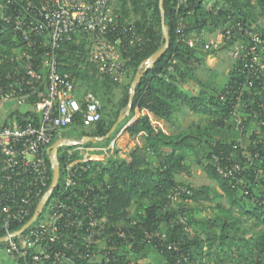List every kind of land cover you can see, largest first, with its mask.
Here are the masks:
<instances>
[{"label": "built area", "instance_id": "built-area-1", "mask_svg": "<svg viewBox=\"0 0 264 264\" xmlns=\"http://www.w3.org/2000/svg\"><path fill=\"white\" fill-rule=\"evenodd\" d=\"M184 1L179 0V6ZM117 9V0H0V20L20 40L13 42L9 56H0L8 65L0 74V109L10 112V120L0 127V239L6 240V254L19 264L151 263L133 261V254L123 251L128 238L123 225L106 234L108 220L101 211L105 184L83 186L79 180L93 163L125 157L119 139L87 147L63 136L71 127L95 126L103 105L91 93L80 96L74 75L61 72L60 46L89 35L88 62L106 78L122 82L131 61L128 46L142 38ZM221 33V41L205 40L202 50L219 52L230 44L235 75L219 99L225 104L224 125L239 137L230 150L213 153L211 164L248 196L247 183L264 185V35L256 24L246 25L233 16ZM187 42L195 49L199 40ZM23 115H29L25 122L18 120ZM146 115L156 131L169 134L163 120ZM57 140L71 149L63 152L54 187L52 146ZM57 160L60 167L59 153ZM192 195L189 188H173L172 207L191 205ZM178 222L191 232L186 217ZM144 240L177 256L175 264H214L205 258L192 260L182 241L170 239L166 232L147 234Z\"/></svg>", "mask_w": 264, "mask_h": 264}, {"label": "trees", "instance_id": "trees-1", "mask_svg": "<svg viewBox=\"0 0 264 264\" xmlns=\"http://www.w3.org/2000/svg\"><path fill=\"white\" fill-rule=\"evenodd\" d=\"M253 1L186 0L179 6V0H163L161 6L160 0H117L116 13L122 14L128 23L133 24L137 35L142 38V42L128 46L131 61L126 74L128 81L123 85L101 75L97 67L88 62L89 35L76 36L60 46V70L73 74L77 85L86 88L84 94L91 93L104 104H108L112 101L110 96L114 89L123 87V97L114 118L111 120L102 117L90 135L82 133L83 137H105L122 111L128 107L131 86L142 65L165 46L163 10L165 27L169 35L168 49L155 66L144 74L136 87L130 116L119 125L110 138L103 141V146H108L115 139L137 111L145 110L164 122L173 124L176 113L187 108L206 120L189 131L165 134L152 127L147 115L140 116L136 123L125 128V132L132 137L139 136L142 146L136 145L131 148L125 158H110L106 163L95 162L79 177L83 186L105 184L106 204L101 211L103 215L106 214L108 220L106 234L117 231L118 227L123 225L128 238L122 248L129 256L133 254L134 258L131 257L133 261L147 260L152 254L161 260L158 264H175L178 261L177 256L162 251L155 244L144 240L147 234L153 232H166L170 239L182 241L192 260L199 258L195 247L200 246L202 241L197 235L192 236L186 232L184 225L178 222L179 217L184 216L191 227V220L187 216L190 205H182L175 209L169 198L173 188L177 186L192 191V203L198 201L200 192L208 191V188H201L199 192L190 184L177 180L178 174L190 171V161L195 160L222 192L217 194V198L225 197L229 209L239 210L244 219L252 221L253 226L261 230L257 238L250 241L239 238L237 234H230L229 229L233 227L231 224L236 221L231 223L224 216L209 221V224L221 222L219 235L209 236L207 239L209 251L218 238L221 241V252L216 264L229 263L224 245L235 239L247 247L236 249L232 264H264V185L259 186L253 180L247 183L249 195L246 196L241 187H235L229 180L221 177L211 164L213 153L230 150L231 145L236 143L239 137L238 133L230 131L224 125L222 115L225 104L219 99L224 88L233 80L234 67L229 72L224 88L218 94L212 93L199 78L197 67L203 65L208 56L217 52L203 51L205 41L203 38L198 39L195 49L187 42L189 39H195L194 35L201 36L206 30L214 32L221 29L230 16H233L235 21H243L246 25L256 24L264 35V30L258 26L253 12V8L264 12V0ZM132 9L141 13L135 22L130 19ZM13 42L20 40L15 39L12 27L0 20V56L10 55L11 49L16 45ZM229 47L230 44L225 45L223 50ZM173 61L176 63L173 64ZM7 68V63L0 61V74ZM190 83L200 87L198 95L187 89ZM105 108L103 107L102 113ZM28 116H18V120L25 122ZM78 127L84 130V127ZM93 144L95 143L86 146L102 147ZM154 158L158 161L157 167L154 166ZM59 162L62 171L64 156L60 150ZM252 198H255L256 202H253ZM135 206L141 212L132 214L131 210ZM109 224L114 227L108 226ZM114 239L115 242L118 241L116 235Z\"/></svg>", "mask_w": 264, "mask_h": 264}, {"label": "rangeland", "instance_id": "rangeland-1", "mask_svg": "<svg viewBox=\"0 0 264 264\" xmlns=\"http://www.w3.org/2000/svg\"><path fill=\"white\" fill-rule=\"evenodd\" d=\"M252 2L254 1L252 0ZM253 12L255 14L258 26L262 30H264V12H262L261 9L258 8H253ZM140 14L141 13H139L135 9H132L130 12L131 21H137L140 18ZM213 33L216 34L218 40L222 38L221 29L214 31ZM203 34L206 33H202L201 36L194 35V38H205ZM215 55H217L219 62L217 63L216 61H208V56L205 60V63L197 67V73L199 75V78L207 86V89L214 94H218L226 85L228 81V73L234 67V62L231 58L230 48H225L224 50L215 53L214 56ZM215 62L216 65H214ZM127 81L128 78L126 76V78L122 82H120V84L123 85ZM194 87L196 88V92H200V87L197 84H194ZM78 91L79 95L82 96L84 95V92H86V88L81 87V85L78 84ZM110 97L112 98V101L108 104H104L101 100L103 107H106L102 113V117L112 120L114 118L115 112L119 109V104L123 97V87L115 88ZM6 109L7 108L0 109V113L2 114L0 116V125L3 121L7 120L8 122L10 120V112H8V109ZM25 109L26 108H23L21 111H24ZM4 110L6 111L4 112ZM126 111L127 108L124 109L122 113H125ZM137 117L138 113L136 112L135 116L131 119V121L125 128L134 124ZM11 121H13V119H11ZM205 122V119H202L195 113L190 112L187 108H184L183 110H180L176 113L173 124L166 123V128L169 134H178L189 131L197 124H203ZM93 127L84 128V130L91 131ZM125 128H123L118 133L115 139H119L118 141H120V150H122V152L124 153L123 155L126 157L131 148L139 145V142L141 143V138L139 136H130L125 132ZM84 130L79 127H71L64 132L63 136L66 139H73L75 136L80 138ZM93 145L103 146V142H98ZM70 149L71 148L62 147L60 149V153L69 151ZM200 154L202 156V152H200ZM119 156H116V158H120ZM108 160L109 159L105 160V162H108ZM190 163V171L188 173L178 174L177 180L179 182L190 184L197 191H199L201 188H208V191L205 190L202 193L199 191L200 193L198 194V201H193V203L190 205V210L187 213V216L191 220V232L189 233L192 236L197 235L200 241H202V243H200V246L195 247L196 251H198L199 258H205L208 262L216 264V262L218 261L219 252H221V241L218 240V238L217 241L213 244L211 251H209V242L207 241V239L209 236L219 235V224H221V222L209 224V221H213L216 218H221L222 216L227 218V221L231 223L236 221L234 224H231L233 227L229 229L230 234H237L239 238L242 237L250 241L255 240L261 230L254 227L252 221H247L246 219H244L239 210L229 209V205L225 197L217 198V194H222L217 184L209 179L207 173L201 166L196 163L195 160H191ZM158 165L159 164L157 159L154 158V166L157 167ZM139 212L141 211L136 208V206L131 210L132 214ZM245 247L247 246L239 244L238 239H235V241L226 242L224 245V249L227 254L226 257L228 259V262H231L235 259L234 253L236 252L237 248ZM0 264H19L15 258L6 254L5 243L0 244Z\"/></svg>", "mask_w": 264, "mask_h": 264}, {"label": "water", "instance_id": "water-1", "mask_svg": "<svg viewBox=\"0 0 264 264\" xmlns=\"http://www.w3.org/2000/svg\"><path fill=\"white\" fill-rule=\"evenodd\" d=\"M163 4V0H160V5L162 6ZM162 26H163V31H164V35H165V39H166V43L165 46L163 48H161L159 51H157L154 55H152L146 62H144V64L141 67V71L137 74L136 78L134 79L132 86H131V90H130V98H129V103H128V107H127V111L125 113H121L118 120L116 121V123L114 124V126L112 127V129L110 130V132L105 136V137H83L82 140L80 142H77L75 144H81V145H85V144H90V143H97V142H103L106 139L110 138L111 135L116 131V129L119 127V125L127 118L130 116L131 114V110H132V103H133V99H134V95H135V91H136V87L138 85V83L141 81L142 77L144 76V74L147 73V71L149 69H152L156 62L158 61V59L160 57L163 56V54L166 52V50L168 49L169 46V35L167 32V29L165 27V14L164 11L162 10ZM62 140H57L52 148V154L54 156V160H53V175H54V179H53V186L55 187L58 183V179H59V175H60V167L58 165V153L60 148L62 147ZM42 210V206H40L39 211ZM36 216L32 219L31 222H29L25 228H28L30 226V224L35 221ZM6 240L5 239H0V244L4 243Z\"/></svg>", "mask_w": 264, "mask_h": 264}, {"label": "crops", "instance_id": "crops-1", "mask_svg": "<svg viewBox=\"0 0 264 264\" xmlns=\"http://www.w3.org/2000/svg\"><path fill=\"white\" fill-rule=\"evenodd\" d=\"M203 33H206V34H203L204 36H205V38H203L204 40H215V41H217L218 39H217V37H216V34L215 33H213V32H210V31H204ZM222 40V38L221 39H219L218 41H221ZM207 60L208 61H216L217 63L219 62V60H218V58H217V55H210L208 58H207ZM233 61V60H232ZM216 62H215V64L214 65H216ZM231 71V70H230ZM229 71V72H230ZM228 75H229V73H228ZM194 84L195 83H190L189 84V86H187V89H189L194 95H198L199 94V92H196V88L194 87ZM7 110V109H6ZM6 110H4V112L6 111ZM8 111V110H7ZM137 113H138V117L136 118V121H137V119L140 117V116H143V115H146V114H149V112H147V111H141V112H139V111H137ZM2 114L0 113V116H1ZM7 120H5V121H3L2 122V124L0 125V127L6 122ZM136 121L134 122V123H136ZM166 123V122H165ZM139 144V146H142L141 144L142 143H138ZM222 193V192H221ZM146 261H150V262H153L154 264H157V263H160L161 262V260L157 257V255H155V254H152L151 256H149V258L146 260ZM226 264H232L231 262H229V263H226Z\"/></svg>", "mask_w": 264, "mask_h": 264}, {"label": "flooded vegetation", "instance_id": "flooded-vegetation-1", "mask_svg": "<svg viewBox=\"0 0 264 264\" xmlns=\"http://www.w3.org/2000/svg\"><path fill=\"white\" fill-rule=\"evenodd\" d=\"M84 132L90 135L93 132V130H91V131L90 130H84ZM82 138H83V136H81L80 138L75 136L73 139H68V140L79 141V140H82Z\"/></svg>", "mask_w": 264, "mask_h": 264}]
</instances>
